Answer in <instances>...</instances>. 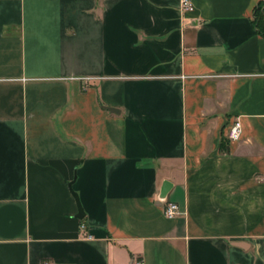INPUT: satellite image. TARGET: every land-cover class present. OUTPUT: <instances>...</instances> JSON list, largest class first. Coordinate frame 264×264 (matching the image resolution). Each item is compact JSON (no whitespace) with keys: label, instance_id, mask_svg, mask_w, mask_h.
<instances>
[{"label":"crops","instance_id":"obj_1","mask_svg":"<svg viewBox=\"0 0 264 264\" xmlns=\"http://www.w3.org/2000/svg\"><path fill=\"white\" fill-rule=\"evenodd\" d=\"M191 1L0 0V264H264L263 0Z\"/></svg>","mask_w":264,"mask_h":264},{"label":"built area","instance_id":"obj_2","mask_svg":"<svg viewBox=\"0 0 264 264\" xmlns=\"http://www.w3.org/2000/svg\"><path fill=\"white\" fill-rule=\"evenodd\" d=\"M181 8L184 11H192L193 10V3L191 0H181ZM242 129L243 125L239 117H236L233 122L229 125L226 137L230 141H237L242 136ZM164 211L167 217L175 218L180 214V207L178 203L174 201H168L165 203ZM85 228V226H82ZM141 263V262H140ZM45 264H53V263H45Z\"/></svg>","mask_w":264,"mask_h":264},{"label":"trees","instance_id":"obj_3","mask_svg":"<svg viewBox=\"0 0 264 264\" xmlns=\"http://www.w3.org/2000/svg\"><path fill=\"white\" fill-rule=\"evenodd\" d=\"M254 24L258 32L264 36V0L261 1L255 9Z\"/></svg>","mask_w":264,"mask_h":264},{"label":"water","instance_id":"obj_4","mask_svg":"<svg viewBox=\"0 0 264 264\" xmlns=\"http://www.w3.org/2000/svg\"><path fill=\"white\" fill-rule=\"evenodd\" d=\"M75 198H76V201H77V204H78V209H79V217L80 218H83L84 216V212H83V208H82V205H81V202L79 200V197L77 195V193L73 192Z\"/></svg>","mask_w":264,"mask_h":264}]
</instances>
